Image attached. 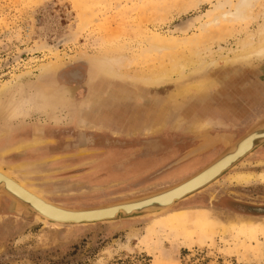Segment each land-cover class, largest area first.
Here are the masks:
<instances>
[{
    "label": "rangeland",
    "instance_id": "obj_1",
    "mask_svg": "<svg viewBox=\"0 0 264 264\" xmlns=\"http://www.w3.org/2000/svg\"><path fill=\"white\" fill-rule=\"evenodd\" d=\"M240 1L0 0V89L35 83L47 68L86 114L81 128L38 114L13 121L0 136L1 168L29 170L28 185L55 204L88 208L164 188L210 162L222 146L172 165L197 133L202 140L192 124L236 139L264 116V53L233 57L264 23V0H246L242 17H228ZM192 62L204 67L192 71ZM155 75L167 77L148 82ZM200 79L203 88L174 98L178 84ZM156 111L164 114L155 123ZM33 123L41 142L14 149L32 139ZM128 150L133 161L152 157L149 176H119ZM249 172L248 183L231 179ZM261 172L264 146L170 211L120 224L50 226L2 197L0 264H264Z\"/></svg>",
    "mask_w": 264,
    "mask_h": 264
},
{
    "label": "bare ground",
    "instance_id": "obj_2",
    "mask_svg": "<svg viewBox=\"0 0 264 264\" xmlns=\"http://www.w3.org/2000/svg\"><path fill=\"white\" fill-rule=\"evenodd\" d=\"M244 5L246 6V0H241L237 4V6L234 8V10L228 15V17L232 16L235 19L242 17V9ZM224 16H226V14H224ZM253 37H249V36L246 38L244 37V39L240 41V44H239L240 51L233 54L234 58H245V57L247 58L250 55H256L258 57L259 55H262V53H264V23L259 25L256 35ZM117 62L118 61H116V63ZM114 67H115V64H114ZM188 67L191 68L192 71H195V70L202 69V67H204V63L203 62H192L191 64H189ZM107 68H109V63H108ZM117 69L118 68H116V70ZM49 74L54 75V72H52L51 70H48L47 68H42L40 69L38 76L36 75L37 78H36L35 83H27V84L23 83L24 85L22 83L20 85L15 84L12 87L11 86L8 87V85L7 87L2 86L3 88L0 89V120H2V126L0 125V136L4 135L6 131L11 130L13 126L15 125V124L12 125L14 122L19 121V123L24 122L25 124L26 118H29L33 114H38V116L42 115V117H44V119L42 118L43 121L49 120V121H53L54 123H58L62 120H64V122L76 121L77 123H79L77 127H80V128L85 125L84 116L86 114L84 115V110H85L84 104L73 102V100H71L72 98L70 97L69 91L66 88H63L60 85H58L56 79H54V76H51ZM47 76L49 77L50 82H53V83L50 84V82H45V83L43 82ZM50 76H51V79H50ZM94 76H95L94 70H90V74L87 78L88 83L89 82L92 83V81L96 79L94 78ZM162 77L164 76H161V77L159 76L158 78L155 75V77H153L152 79L151 77L150 78L146 77V78L149 79L148 82L152 83V82L157 81L158 79L161 80ZM146 78L145 80H147ZM205 80L207 79L196 80L195 82H190L187 86H184V87L178 84L176 91L174 93V96H175L174 98L175 99L180 98L183 92L185 91H188V93L190 94V92L192 91H196L197 89L203 88V84ZM165 102L167 101H164L163 103L164 104L163 110L167 109V105H166L167 103ZM169 102H172V101H169ZM177 103L178 104L180 103L181 105L180 100L177 101ZM178 107L179 106H176L175 108H178ZM162 112L163 111L157 112V114L154 112V116L156 114V117H153V120L155 123L159 121L158 119H161L162 115L164 114V112L163 113ZM198 125L199 123L192 124L193 128L202 129V131L200 130L202 132V135H201L202 140L199 141L200 132L197 133L196 134V138H197L196 144L191 149H189L183 157L187 155H192L193 153H196V152L201 153V152L206 151V149H208L209 147H215L219 145L218 143L215 144L216 142H219L220 144H223V145H229L228 146V148L230 147L229 151H227L223 159L219 160V162L215 164L214 167L210 168L204 175L195 177L193 179L191 178L192 176L200 172L202 169H204V167H207L210 163H212V161L214 160L216 161L217 156L219 154L215 156L210 162L202 166L200 169L191 173L189 176L183 178L182 180L176 183L174 182V184L170 186H166L168 188L166 187L164 188L165 190L171 189L172 187H175L176 185L178 186L184 181H189V182H187L186 184H183L180 187L173 189L172 191L165 192V193L161 192L158 196H153V194L151 193L162 191L161 189H164V188L145 193L147 195L149 194V197L146 199H141L143 197H138L140 195H145V194H140V195H136L137 197L133 196V199L125 200L127 202L119 201V202L110 203L107 205L103 204V205H98L95 207L91 206L88 208H67V207H63V206L53 203L48 198H45L44 196H42V194L39 191H37V189H34L32 188V186L28 185L27 175L28 173H30L29 170H24L22 172V175L20 174L21 175L20 177L19 173H16V171L14 170V167H12V169L7 171V170L2 169L1 165H0V189L2 190L0 191L8 192L9 194L13 196V198L15 197V198H18V200L20 199L23 202L25 201L27 203H30L35 208H37L41 213H43L47 217L52 218V221L54 222H60V220L69 221L71 219H77L80 216V213H78L80 209H92V210H87L88 212H90L89 214H95V215L96 214H103V215L111 214V216H113L117 210H125L127 212H130V211H134L138 209H143L146 207L155 206L156 208L160 210V213H159L160 215L162 213L170 211L174 206H176L175 202L183 198V197L182 198L178 197V196H181L180 194L184 193L182 196H185V194L187 195V193H189L190 190L192 191L191 188H193L194 186H197L199 183L203 182L204 180H208L209 178H212V176H214L215 174H219L221 171H224L225 169L230 168L233 165V163L242 154L248 151L261 138H264V128H262L252 133V135H250L247 139L241 141L240 143L234 146L233 141L235 140L233 139V136L231 138V136L227 132L209 134L208 130H206V128L204 127L205 125L202 126V128H200L201 126L198 128ZM41 128L43 127H41L38 123H33L32 124V139L30 140L21 139L19 142H16L15 144H13L12 147L14 149H18L19 147H22L24 145L25 146H35L37 143L41 142L40 137L37 138L35 135L36 132H40L39 134H42ZM7 139L9 141V138ZM90 140L91 139L89 137L85 136L83 137V140L80 143L86 144ZM7 148L8 147H6L4 150H6ZM233 175L234 176L230 178L233 181L238 182V183H248L252 179H254L253 175L250 174V172L249 174L237 173ZM217 176H215L214 179ZM256 179L259 181H264V172L259 173L256 176ZM36 198H39L41 200H37ZM139 199L142 201H139ZM19 202L17 201L18 205H20ZM122 202L126 203V205H122ZM114 205H118V206L112 207ZM110 206L111 208H108ZM98 207H100L103 210L99 211Z\"/></svg>",
    "mask_w": 264,
    "mask_h": 264
},
{
    "label": "water",
    "instance_id": "obj_3",
    "mask_svg": "<svg viewBox=\"0 0 264 264\" xmlns=\"http://www.w3.org/2000/svg\"><path fill=\"white\" fill-rule=\"evenodd\" d=\"M262 128H264V116H261L252 125H250L245 130V132H243L236 139H234L235 141H233L234 143L233 142L232 143L235 146L236 144L240 143L241 141L247 139L250 135H252V133H254L257 130L262 129ZM217 143L219 144V146H224V147H223L222 151L219 153V155L217 156L216 161L215 160L212 161V163H210L207 167H204V169H202L200 172H198L197 174L192 176L191 177L192 179L195 178V177H199L201 175H204L210 168L214 167V165L217 164L219 162V160L223 159L225 154L227 153V151H229V149H230V147L228 148L229 145H223V144H220L219 142H216L215 144H217ZM262 146H264V138H261L248 151H246L244 154H242L233 163V165L230 168L225 169L224 171H221L219 174H215L214 176H212V178H209L210 180L209 179L208 180H204L203 182L199 183L197 186H194V187L191 186V187H193V188H191L192 191L190 190L189 193L185 192V193H187V195L185 194V196H182L184 193L180 194L181 196H178V197H180V198L183 197V198L178 200V201H176L175 205L177 206L180 202H182V201L194 196L195 194L203 191L204 189H206L207 187L212 185V183H214L220 177L225 175L230 169L234 168L240 161H242L244 158H246L250 154L254 153L257 149H259ZM199 154L200 153L196 152V153H193L192 155H187L185 157L179 156L172 163V165L176 166V165H180L182 163H185L188 160L194 158L195 156H199ZM215 176H217V177L214 179ZM187 182H189V181H184L183 183L179 184L178 186L176 185L175 187H172L171 189H166L165 190V188H164V189H161L162 191H158V192H154V193L152 192L151 194H153V196H158L161 192L165 193V192L172 191L173 189H175L177 187H180L183 184H186ZM166 188H168V187H166ZM0 190H2V189H0ZM151 194H150V196H151ZM2 197H7L12 202V206L10 208L12 211H14L16 213H19V214L24 213V214L32 215L36 219L40 220L42 223H44L46 225H50V226H55V227L73 228V227H78V226H89V225H94V224H98V223H115V222H118L120 224L124 220H134V219H143V218H148V217H154V216L159 215V213H160V210L158 208H156L155 206L154 207H146V206H144L146 208L138 209V210H134V211H130V212H127L125 210H117L113 216H111V214L110 215L109 214L108 215L89 214L90 212H88L87 210H92V209H80L78 211V213H80V216L77 219H71L69 221L60 220V222H54V221H52V218L47 217L46 215L41 213L37 208H35L30 203H27L25 201L23 202L20 199H19L20 200V202H19L18 198L14 197L15 198L14 199L13 196L11 194H9L8 192L0 191V202H1ZM138 197H143L141 199H146V198L149 197V194L148 195L147 194L140 195ZM36 199L37 200H41L39 198H36ZM128 199H133V197H128V198H124V199H121V200L112 201V202L103 203V204L107 205V204L115 203V202H119V201L127 202L125 200H128ZM17 201L20 203V205H18ZM139 201H142V200L139 199ZM124 202H122V205H126V203H124ZM103 204H101V205H103ZM115 206H118V205H114L112 207H115ZM100 207H98L99 211L103 210ZM108 208H111V206L108 207ZM104 209H106V208H104Z\"/></svg>",
    "mask_w": 264,
    "mask_h": 264
},
{
    "label": "crops",
    "instance_id": "obj_4",
    "mask_svg": "<svg viewBox=\"0 0 264 264\" xmlns=\"http://www.w3.org/2000/svg\"><path fill=\"white\" fill-rule=\"evenodd\" d=\"M156 114H157V111H156ZM156 114H155V116H156ZM232 134V133H231ZM233 135V134H232ZM233 139H234V136H233ZM194 141H197V138H196V135L194 136ZM194 146V145H193ZM192 146V147H193ZM217 146H219V145H217ZM217 146H215V147H217ZM192 147H189L188 149H186L187 151L189 150V149H191ZM187 151H185V152H187ZM138 153H140V154H142V151H138ZM130 154H132V152L130 151V150H128L127 152H126V155L128 156L127 158H125V159H123L124 161H122L121 162V164H120V166H119V169H118V174H119V176L122 178V177H124V178H128V177H132V176H135L136 175V177H137V175L139 176H141L142 174H144L146 177L147 176H149L150 174H151V170H152V168H151V163L152 162H150L151 160H149L148 158H152V157H146V156H141L140 157V159H139V161L137 162V160L136 161H133L132 159L133 158H131V157H134V155H130ZM152 155V154H151ZM135 159V158H134ZM193 159H191L190 161H192ZM189 161V162H190ZM137 162V163H136ZM143 164V165H142ZM185 164V163H184ZM184 164H182V165H184ZM139 166H142L141 167V169H139L138 171H136V169L139 167ZM181 166H178V168H180ZM173 168V167H172ZM178 168H176V169H172V170H170V171H168L166 174H164V175H162V176H160L159 178H157V180H160V179H162V178H164L165 176H169V174L170 173H172V172H174L175 170H177ZM201 168V167H200ZM199 168V169H200ZM198 170V169H197ZM196 171V170H195ZM194 171V172H195ZM143 175V176H144ZM190 175V174H189ZM189 175H187V176H189ZM187 176H184L183 178H185V177H187ZM183 178H180V179H177V180H174V181H171V182H168L167 184H165L166 186H170V185H172V184H174V182L176 183V182H178V181H180V180H182ZM163 185V184H162Z\"/></svg>",
    "mask_w": 264,
    "mask_h": 264
}]
</instances>
